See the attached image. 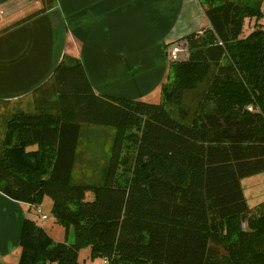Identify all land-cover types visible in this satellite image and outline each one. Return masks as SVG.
Returning a JSON list of instances; mask_svg holds the SVG:
<instances>
[{"label":"trees","instance_id":"16d2710c","mask_svg":"<svg viewBox=\"0 0 264 264\" xmlns=\"http://www.w3.org/2000/svg\"><path fill=\"white\" fill-rule=\"evenodd\" d=\"M40 1L38 13L54 2ZM196 1L209 27L168 60L159 103L97 94L65 54L32 111L7 114L0 193L31 207L17 264H79L84 248L111 264H264V204L250 208L240 184L264 171L262 0ZM85 125L113 130L97 181L85 176ZM44 197L63 241L39 223Z\"/></svg>","mask_w":264,"mask_h":264},{"label":"crops","instance_id":"0c3cea01","mask_svg":"<svg viewBox=\"0 0 264 264\" xmlns=\"http://www.w3.org/2000/svg\"><path fill=\"white\" fill-rule=\"evenodd\" d=\"M18 1L0 0V101L32 97L67 54L97 94L153 103L146 100L166 80L171 44L209 27L196 0H54L44 13L40 0L17 12ZM100 128L83 126L80 146ZM29 208L0 193V264L18 263Z\"/></svg>","mask_w":264,"mask_h":264},{"label":"rangeland","instance_id":"374dc122","mask_svg":"<svg viewBox=\"0 0 264 264\" xmlns=\"http://www.w3.org/2000/svg\"><path fill=\"white\" fill-rule=\"evenodd\" d=\"M34 0H19L13 7L18 12L21 9L27 8ZM242 2H257L258 0H241ZM261 10L262 15H264V0L261 1ZM247 21V20H246ZM255 19H248L250 25L253 24ZM2 25H6L7 21L2 22ZM246 27V26H245ZM249 28V27H248ZM247 28V29H248ZM146 101H150L153 103H159L160 101V90L157 96H152ZM32 97H25L21 100H16L12 102H8V105L0 103V140L4 135V125L3 122L9 114L13 110H24V111H32L33 103L31 102ZM7 107V108H6ZM101 131L92 132V139L86 140L83 138L81 142L80 150L83 152L82 158L89 162L88 171L86 175L89 177H93L92 179H97L99 177V170L102 167L106 160L108 159L110 145L108 144L110 140L111 133L113 130L109 127H101ZM110 132V133H109ZM84 134H88V132H84ZM109 136V137H108ZM111 143V142H110ZM92 170H96L95 173ZM92 171V172H91ZM95 181V180H94ZM241 188L244 194V198L246 203L250 208L259 207L261 204H264V171L245 177L240 181ZM92 194H87V199H91ZM39 209L41 214L46 215V220H40L45 230L47 231L50 239L54 242L63 241L65 238V230L64 228L55 222L53 214H52V200L49 197H44L39 205ZM37 217V216H36ZM39 218V217H38ZM246 224H244V227ZM101 258H96L94 260L89 257V250L84 248L79 253V264H99Z\"/></svg>","mask_w":264,"mask_h":264},{"label":"built area","instance_id":"2783aa9c","mask_svg":"<svg viewBox=\"0 0 264 264\" xmlns=\"http://www.w3.org/2000/svg\"><path fill=\"white\" fill-rule=\"evenodd\" d=\"M4 14V11L0 8V15ZM261 22L264 23V17H262ZM189 53V46L188 42L184 39L177 43L171 44L167 54L170 60H180V59H185L188 56ZM249 110H252L250 107ZM37 213L39 214V219L40 220H45L46 216L41 214L40 209H37ZM100 264H111V262L107 258H102Z\"/></svg>","mask_w":264,"mask_h":264},{"label":"water","instance_id":"95a60500","mask_svg":"<svg viewBox=\"0 0 264 264\" xmlns=\"http://www.w3.org/2000/svg\"><path fill=\"white\" fill-rule=\"evenodd\" d=\"M201 33H194L190 36V39H194L195 37H197L198 35H200Z\"/></svg>","mask_w":264,"mask_h":264}]
</instances>
